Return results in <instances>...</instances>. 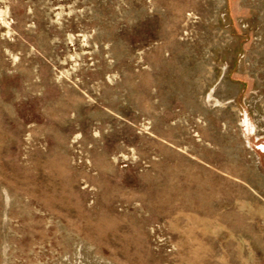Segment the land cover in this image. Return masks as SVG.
<instances>
[{
    "label": "rangeland",
    "instance_id": "1",
    "mask_svg": "<svg viewBox=\"0 0 264 264\" xmlns=\"http://www.w3.org/2000/svg\"><path fill=\"white\" fill-rule=\"evenodd\" d=\"M0 264H264V0H0Z\"/></svg>",
    "mask_w": 264,
    "mask_h": 264
}]
</instances>
